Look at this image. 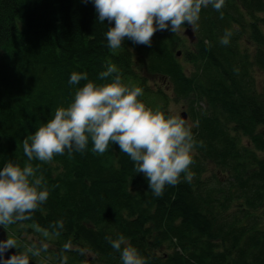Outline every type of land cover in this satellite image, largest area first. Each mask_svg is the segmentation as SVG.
<instances>
[{
  "label": "trees",
  "instance_id": "trees-1",
  "mask_svg": "<svg viewBox=\"0 0 264 264\" xmlns=\"http://www.w3.org/2000/svg\"><path fill=\"white\" fill-rule=\"evenodd\" d=\"M222 12L202 9L191 46L157 30L151 46L126 39L112 50L114 22L100 23L91 0H0V169L10 160L23 166V139L87 83L70 85L73 72L107 83L99 74L109 62L143 89L148 107L174 114L167 90L185 101L197 141L193 180L182 175L161 197L118 145L31 161L49 198L6 228L50 236L53 264H121L106 239L121 234L147 264H264V0H225ZM226 29L232 36L222 45ZM22 242L17 252L27 244L42 251Z\"/></svg>",
  "mask_w": 264,
  "mask_h": 264
},
{
  "label": "clouds",
  "instance_id": "clouds-1",
  "mask_svg": "<svg viewBox=\"0 0 264 264\" xmlns=\"http://www.w3.org/2000/svg\"><path fill=\"white\" fill-rule=\"evenodd\" d=\"M84 3L90 0H83ZM98 21L108 27L106 39L112 50L122 47L128 39L135 44L151 46L157 30L183 31L186 25L195 29L202 9L211 6L220 12L225 0H91ZM232 36L226 29L220 43L228 45ZM89 80L87 72H73L68 83L77 85L87 81L74 94L67 107L55 110L53 118L41 125L34 134L23 139V152L27 161L23 166L8 161L0 169V226L29 219L47 202L50 191L43 175H37L39 165L31 161L51 163L55 156L66 152L84 153L91 143V151L103 155L110 144L134 162L136 174L142 173L150 191L161 197L167 186H176L181 177L193 180L190 170L194 163L197 141L192 124L179 114H166L148 107L140 97L143 89L122 81L115 64H106L99 74L102 81ZM63 228V220L54 222ZM111 247L120 253L121 264H147L139 250L123 235L106 237ZM16 248L15 240L0 241V256ZM32 249L4 259V264H30Z\"/></svg>",
  "mask_w": 264,
  "mask_h": 264
},
{
  "label": "rangeland",
  "instance_id": "rangeland-1",
  "mask_svg": "<svg viewBox=\"0 0 264 264\" xmlns=\"http://www.w3.org/2000/svg\"><path fill=\"white\" fill-rule=\"evenodd\" d=\"M189 28V27H188ZM185 27V29L181 32H179L180 36H182L185 40H187V43L191 46V40L189 37L186 35V30L188 29ZM194 35L196 34V28L193 29ZM196 37V35H195ZM195 41V40H194ZM153 81H150V83L155 86V87H160L163 88V90L166 89V81H161L160 79H154L152 78ZM157 80V81H155ZM260 82L264 81V75H260L259 79ZM167 92L171 95V101L169 104V108L174 114H179L183 117V115L186 116V119L189 120L192 124V120L190 119L189 115V107L188 104L183 101V100H176V98L173 96V93L171 91ZM8 231V235H13L16 245L20 242H22L23 238L26 239L28 242L33 243L34 246H37L39 250L42 251H36L33 250V252L38 253L34 254L32 259L37 263V264H53V256L50 254L49 251H52V240L50 241L49 239L51 238L50 236L48 237L45 233L43 234L42 232L39 231H34V232H26L25 234L23 233L22 237L18 235L16 230L10 231L9 228H6ZM18 243H17V241ZM22 245L24 246L23 242ZM25 248L31 249V245H25ZM32 254V253H30Z\"/></svg>",
  "mask_w": 264,
  "mask_h": 264
},
{
  "label": "water",
  "instance_id": "water-1",
  "mask_svg": "<svg viewBox=\"0 0 264 264\" xmlns=\"http://www.w3.org/2000/svg\"><path fill=\"white\" fill-rule=\"evenodd\" d=\"M186 35L189 37V39L191 40V42H194L195 35L193 33L192 26H190L186 30ZM184 118L186 119V116L185 115H184ZM7 239H8V235H7L6 230L4 229L3 226H0V241H5ZM17 253L18 252L14 248L8 249L6 253H4L2 256H0V264H4V259L5 258H10L12 255L17 254ZM30 264H37V263L35 261H33V260H30Z\"/></svg>",
  "mask_w": 264,
  "mask_h": 264
}]
</instances>
